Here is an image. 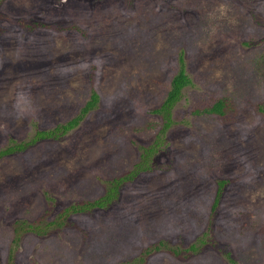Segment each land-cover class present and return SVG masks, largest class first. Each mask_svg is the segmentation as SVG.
Here are the masks:
<instances>
[{
	"label": "rangeland",
	"instance_id": "374dc122",
	"mask_svg": "<svg viewBox=\"0 0 264 264\" xmlns=\"http://www.w3.org/2000/svg\"><path fill=\"white\" fill-rule=\"evenodd\" d=\"M91 91L0 157V264H264V0H0V148Z\"/></svg>",
	"mask_w": 264,
	"mask_h": 264
},
{
	"label": "trees",
	"instance_id": "16d2710c",
	"mask_svg": "<svg viewBox=\"0 0 264 264\" xmlns=\"http://www.w3.org/2000/svg\"><path fill=\"white\" fill-rule=\"evenodd\" d=\"M190 78L185 72L184 68V62L182 58L181 52L178 54V66L176 71L173 73L169 80V86L168 89L165 92L164 98L161 100V102L156 106L155 108L151 109L153 112H156L161 115L163 122L161 125V132L164 131L165 128L169 126V124L172 122V119L170 118L171 115V108L175 104V102L179 99L181 95V89L190 84ZM97 101V94L94 91H91L89 98L83 103V105L80 107L78 113H76L73 117L70 119H67L66 121L62 123H58L53 126V128L50 129H42L37 130L34 132V135L29 139L28 141H22L13 143L12 145L7 144L4 147L0 148V157L3 154H6L8 152H11L15 149H22L24 146L29 144L30 142L42 138V137H48V136H57V132L60 131V133L72 128L77 124V122L81 119V117L92 107H94L95 102ZM221 106L222 102L220 99L213 102L211 106L205 109V112H212V113H220L221 112ZM158 140L155 139L152 144L148 145L147 147H141L140 152V160L133 164V167L124 173L121 176L114 177L110 180H108V187L104 194L100 195L97 198H94L91 201H85L83 203L78 204H71L68 207L64 209V214L68 212H78L82 210H87L91 208H99L106 206L107 203L110 202L113 198L117 195V188L119 187L122 182L126 180H131L137 172H139L142 169L148 168L147 165V158L149 155H151L152 152L155 151V148L158 144ZM225 180L219 179L217 180V190L223 185ZM217 198V197H216ZM216 200L214 201L212 208H214ZM51 223V222H50ZM50 223H47L46 226ZM27 229H35L37 228V225L32 226L31 224H26ZM158 245H155L153 248H157ZM146 251V250H145Z\"/></svg>",
	"mask_w": 264,
	"mask_h": 264
}]
</instances>
